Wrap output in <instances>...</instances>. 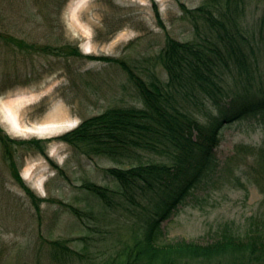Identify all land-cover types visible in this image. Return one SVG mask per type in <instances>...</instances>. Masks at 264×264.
I'll return each instance as SVG.
<instances>
[{
	"label": "rangeland",
	"instance_id": "obj_1",
	"mask_svg": "<svg viewBox=\"0 0 264 264\" xmlns=\"http://www.w3.org/2000/svg\"><path fill=\"white\" fill-rule=\"evenodd\" d=\"M204 1L0 0V129L19 140L48 139L45 153L20 144L14 151L24 183L40 198L38 211L13 177L0 142V264H111L116 248L131 239L141 207L129 209L133 206L121 197L106 207L82 187L94 182L119 188L105 169L118 164L105 156L88 157L59 137L111 107L143 106L121 64L86 55L117 58L147 81L152 73L166 81L167 72L156 59L168 36L197 38L181 4L194 8ZM244 14L256 60L252 68L264 75L263 0H247ZM9 37L55 52L77 47L79 54L21 48ZM232 73L236 76V69ZM235 76H228L232 85L246 82ZM192 110L201 116L214 108L204 102ZM69 119L68 127L58 124ZM221 132L217 174L162 222V242L207 244L226 227L232 235L246 236L254 221L264 222L263 123L244 119ZM70 206L93 211L96 218L82 221ZM54 240L79 255L54 259Z\"/></svg>",
	"mask_w": 264,
	"mask_h": 264
},
{
	"label": "trees",
	"instance_id": "obj_2",
	"mask_svg": "<svg viewBox=\"0 0 264 264\" xmlns=\"http://www.w3.org/2000/svg\"><path fill=\"white\" fill-rule=\"evenodd\" d=\"M246 2L205 0L194 8L182 3L197 38L181 41L168 36L156 59L167 72L166 81L155 73L147 81L117 58L86 55L121 64L143 101L142 107H111L59 137L88 157L105 156L118 164L105 169L119 188L84 182V189L106 207L118 197L133 206L129 209L141 207L139 220L132 224L131 239L116 248L111 264H264L263 221H254L246 236L232 235L226 227L219 238L207 244L185 240L164 243L160 239L162 222L194 189L217 174L219 161L215 152L221 131L228 124L250 118H257L264 126V75L252 68L256 60L252 61L251 43L244 32ZM157 16L160 19L158 10ZM9 39L34 51L79 54L77 47L67 46L55 52L51 46L40 48L14 37ZM235 69L236 76L244 77L242 81L246 82L234 80L231 84L228 76H235ZM204 102L212 103L214 110L209 115L195 114L192 106ZM47 141L15 139L0 129L11 173L37 211L40 198L24 183L14 151L20 144L45 153ZM259 151L264 156V151ZM70 208L82 221L84 217L96 218L93 211ZM51 244L54 259L79 255L66 242L54 240Z\"/></svg>",
	"mask_w": 264,
	"mask_h": 264
},
{
	"label": "bare ground",
	"instance_id": "obj_3",
	"mask_svg": "<svg viewBox=\"0 0 264 264\" xmlns=\"http://www.w3.org/2000/svg\"><path fill=\"white\" fill-rule=\"evenodd\" d=\"M51 124V123H50ZM53 124V123H52ZM58 124H61V125H65V127H68V126H70L72 123H71V120L69 119L68 121H66V122H61V123H58ZM43 125H46V124H43ZM14 126V125H13ZM14 128L16 129V130H19L17 127H15L14 126ZM56 128H58V127H56Z\"/></svg>",
	"mask_w": 264,
	"mask_h": 264
}]
</instances>
